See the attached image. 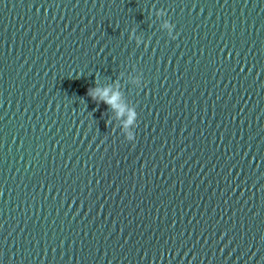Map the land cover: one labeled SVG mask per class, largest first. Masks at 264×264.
I'll return each mask as SVG.
<instances>
[{"label": "water", "instance_id": "water-1", "mask_svg": "<svg viewBox=\"0 0 264 264\" xmlns=\"http://www.w3.org/2000/svg\"><path fill=\"white\" fill-rule=\"evenodd\" d=\"M0 264H264V0H0Z\"/></svg>", "mask_w": 264, "mask_h": 264}, {"label": "clouds", "instance_id": "clouds-1", "mask_svg": "<svg viewBox=\"0 0 264 264\" xmlns=\"http://www.w3.org/2000/svg\"><path fill=\"white\" fill-rule=\"evenodd\" d=\"M165 26L169 27L170 29L169 34L171 36V39H176V36L173 35V29L175 25L171 23L170 25H165ZM132 37H135L134 32L132 33ZM88 95L91 97L93 101L97 103L103 102L104 104L108 106V108H111L112 110L116 111L118 117L123 115L124 108L119 103L121 99V93L119 90L113 91L111 86L101 88L95 82V86L92 88H89ZM134 121L136 122V127H137L138 113L135 110H132V113L129 117L128 122L125 124V127L127 128ZM124 137L128 142H134L136 139L135 134H133L132 132L126 133Z\"/></svg>", "mask_w": 264, "mask_h": 264}]
</instances>
